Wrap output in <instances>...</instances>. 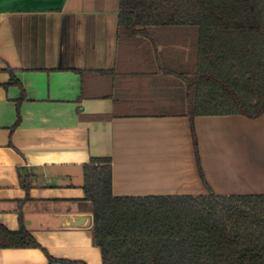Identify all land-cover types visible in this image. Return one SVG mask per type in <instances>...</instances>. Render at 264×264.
<instances>
[{
    "label": "crops",
    "instance_id": "crops-1",
    "mask_svg": "<svg viewBox=\"0 0 264 264\" xmlns=\"http://www.w3.org/2000/svg\"><path fill=\"white\" fill-rule=\"evenodd\" d=\"M121 12V0H0V224L42 246L0 248V264H103L83 200L92 157L112 159L115 196L264 194V114L196 116L199 165L188 53L159 49V34L121 42Z\"/></svg>",
    "mask_w": 264,
    "mask_h": 264
},
{
    "label": "trees",
    "instance_id": "trees-1",
    "mask_svg": "<svg viewBox=\"0 0 264 264\" xmlns=\"http://www.w3.org/2000/svg\"><path fill=\"white\" fill-rule=\"evenodd\" d=\"M121 6V42L158 28L170 33V53H188L193 70L182 77L199 165L196 116L264 114V0ZM9 83H19L13 72ZM84 191L103 264H264V194L115 196L110 157L84 165ZM0 248L42 246L24 225L0 224ZM47 256L49 264H87Z\"/></svg>",
    "mask_w": 264,
    "mask_h": 264
},
{
    "label": "rangeland",
    "instance_id": "rangeland-1",
    "mask_svg": "<svg viewBox=\"0 0 264 264\" xmlns=\"http://www.w3.org/2000/svg\"><path fill=\"white\" fill-rule=\"evenodd\" d=\"M150 31H151V33L149 32V33H147V35H150V36L153 35L154 36V38L158 41L157 42L155 40V44H157V46L160 44L159 43L160 41L156 38V34L161 35V38H163L164 44H161V48H159V49L164 50V45H169V47H170L171 44H169L168 37H166V36H170V33L169 32L167 33L168 30H160L158 28H153V29H150ZM137 36H139V35H137ZM152 42L153 41L151 40L150 43H152ZM161 43H163V42H161ZM170 43H171V41H170ZM166 48H168V47L166 46ZM139 49H141V48L139 47ZM2 64L5 65V61L0 59V65H2ZM107 92H109V91H107ZM174 109L180 110V109H182V107H178V108H174Z\"/></svg>",
    "mask_w": 264,
    "mask_h": 264
}]
</instances>
